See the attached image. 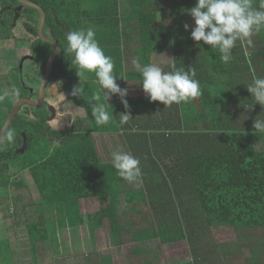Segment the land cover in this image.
I'll list each match as a JSON object with an SVG mask.
<instances>
[{
    "label": "trees",
    "instance_id": "trees-1",
    "mask_svg": "<svg viewBox=\"0 0 264 264\" xmlns=\"http://www.w3.org/2000/svg\"><path fill=\"white\" fill-rule=\"evenodd\" d=\"M28 1L45 11L44 33L61 46L48 85L62 81L59 95L84 109L86 116L73 119L67 114L55 126L57 117L48 109L53 104L21 106L9 128L17 134L15 143L5 139L0 147V262H21V256L30 254L22 261L52 264L67 253L83 254L96 248V232L108 224L114 246L125 245L128 233L137 248L153 240L158 250L186 242L190 258L180 264H264V246L243 250L237 243L215 240L223 227L264 231V150L256 142L264 132L253 127L256 118L264 119V106L255 104L246 87L254 76L264 78V29L253 35L252 46L237 42L224 63L203 41V46L193 47L191 28H184L188 20L195 27L188 9L197 0ZM259 2L253 0L254 6ZM39 22L38 11L16 0H0V42H14L18 56L13 68L0 73V91L15 85L21 91L18 100L38 98L55 50L40 39ZM20 23L29 33L26 39L15 36ZM88 27L112 58L117 84L127 89L129 107L118 94L111 95L107 106L113 115L102 126L95 124L89 102L99 93L100 102L107 104L95 74L85 72L82 96L71 95L81 82L70 62L73 55L67 53L66 35ZM168 50L172 62L163 69L159 55ZM26 56L35 62L26 61L20 70ZM134 61L164 71L194 67L202 94L168 107L151 102ZM16 102L0 103V132ZM122 113L131 116L123 126ZM105 135L118 136L121 151L139 158V185L121 179L112 156L103 157ZM121 198L132 220L128 227L119 213ZM84 203H96L97 209L85 213ZM32 207L43 211L35 215ZM20 235L28 245L24 252L15 241ZM151 254L140 264L161 263Z\"/></svg>",
    "mask_w": 264,
    "mask_h": 264
},
{
    "label": "clouds",
    "instance_id": "clouds-1",
    "mask_svg": "<svg viewBox=\"0 0 264 264\" xmlns=\"http://www.w3.org/2000/svg\"><path fill=\"white\" fill-rule=\"evenodd\" d=\"M188 12L194 19L195 27L185 23V30L191 28V38L195 42L203 41L205 45H210L215 53L218 51L219 59L224 63L232 58V51L237 46V42L241 46L245 43L252 46L253 35L264 29V0H260L258 7L254 6L253 0H197L196 5L188 9ZM66 41L67 53L73 55L71 65L76 66L81 82L73 87L71 95L82 96L81 78L85 72L94 73L101 90H104V100L107 104L100 102L99 93L92 96L89 100L91 115L97 126L106 125L113 115L107 106L110 105L108 103L110 96L118 94L127 109L129 107L125 99L127 89H121L117 84V77L113 74L114 62L100 47L93 28L70 31L66 35ZM134 66L140 72L143 90L151 102L159 101L168 107L173 103L188 102L202 94L200 82L195 78L194 67L187 71L182 69L164 71L155 64L141 65L139 61H134ZM172 67L175 69V64ZM61 85L62 81L50 84L52 94ZM246 87L255 104L264 106V78L254 76L252 83ZM20 95V89L13 85L9 89L0 91V103L6 100L16 102ZM130 118V114H120V125L127 124ZM253 127L258 132H264V119L256 118ZM16 136L15 131L8 129L0 133V143L6 139L9 144H14ZM140 163L139 158L130 152L117 150L112 153V166L118 176L129 183L139 185L141 182Z\"/></svg>",
    "mask_w": 264,
    "mask_h": 264
},
{
    "label": "rangeland",
    "instance_id": "rangeland-1",
    "mask_svg": "<svg viewBox=\"0 0 264 264\" xmlns=\"http://www.w3.org/2000/svg\"><path fill=\"white\" fill-rule=\"evenodd\" d=\"M189 23V20L187 21ZM169 28L168 24H165V31H167ZM15 36L18 39H26L29 37L28 31L25 29L23 24H19L18 27L15 30ZM170 53V52H169ZM161 62L160 66L165 69V66H168L171 64V55L170 54H163L161 55ZM16 58L17 60L13 59ZM18 61V56L16 52V47L14 45V42L12 41H1L0 42V73H6L8 70L13 68L17 64ZM21 62V60H20ZM27 66H31L30 63L26 64ZM59 92V91H58ZM48 103L53 104L54 108L57 107V118L54 119L53 124L56 126L58 122V117L59 116H66L67 114H71L74 117H78L79 115L84 117L85 113L81 111L79 108H77L75 105L68 102L65 99V96L63 94L57 95L55 98H50ZM61 103V105H60ZM60 105V106H59ZM86 115V113H85ZM56 117V116H55ZM257 142V147L259 150H264V138L256 139ZM123 149V144L122 141L118 136H103L101 139V144H100V150L102 152V155L104 158L105 156H112V153L117 150H122ZM97 209V204L96 203H84V212L85 213H91L92 211ZM32 210L35 215L37 213L39 214L41 211H43V208H38V207H32ZM47 210V209H46ZM119 213L122 218V222L125 225V227L131 226L132 225V220L130 216V212H128L127 208L124 206V203L121 202V206L119 207ZM47 218H49L50 222H53L55 219L52 212H49L47 210L46 214ZM105 230V231H104ZM104 230L100 231L99 233L107 235V238H110V227L107 224ZM127 235L128 239L125 238V248L130 247L131 244V233L125 234ZM112 239V237H111ZM215 240L217 242L221 243H237L243 248V250H247L249 248H257L264 246V231L258 230V229H239L235 227H223L222 229H219V231H216L215 233ZM176 252L171 251L170 252V257L176 255V260L179 261V263H184L185 261L189 260V249L186 244V242H182L181 244L176 245ZM52 259V258H51ZM52 264H60L59 261L61 259H52ZM7 261V260H6ZM174 261V262H175ZM4 263V259L0 264ZM129 263V262H128ZM8 264H11L10 261Z\"/></svg>",
    "mask_w": 264,
    "mask_h": 264
},
{
    "label": "crops",
    "instance_id": "crops-1",
    "mask_svg": "<svg viewBox=\"0 0 264 264\" xmlns=\"http://www.w3.org/2000/svg\"><path fill=\"white\" fill-rule=\"evenodd\" d=\"M193 44H194L193 47L203 46V43L195 42ZM183 45L187 46L188 48L192 46V44H190L189 42H185L183 43ZM163 54H170L172 59L171 51L169 50L161 51V54L159 55V63L161 62V57H162L161 55ZM79 109L81 111L84 110L82 108ZM85 113H83L84 117L86 116ZM79 116L83 117L81 115ZM122 201L124 202V199L121 198L119 207L121 206ZM124 206L126 207L125 203ZM99 232L98 233L96 232L95 235L96 248L94 246L88 251L85 250L83 254H78V255L76 253L64 254L61 258V261H59L60 264H140L144 262V256L149 253H152L151 255L158 256L157 257L159 259L158 261H161V263L159 264H180L178 260L175 261L176 255L170 257V252L172 250L176 252L175 250L177 248L176 245L181 244L182 242L173 245H165L164 247L161 248V250H158L156 249V247H158L157 244L158 242L156 240H153L149 242H143L139 244V247L142 248H137L138 245H136V243L132 241V235H131L132 242L130 244V247L128 245V247L125 248V245L114 246L112 234H110V236L112 237L111 239V237L107 238V235L101 234ZM127 237L128 236L126 235V238ZM15 241H16V245H19L20 248L18 249H20L21 252H24V250L27 249L28 245L26 243V238H23L22 235H20V237L15 236ZM150 248L153 249L150 250ZM30 256H31L30 254H27L26 256L23 257L21 256V262L16 261L15 259L13 264H31V262L22 261V258L30 257Z\"/></svg>",
    "mask_w": 264,
    "mask_h": 264
},
{
    "label": "water",
    "instance_id": "water-1",
    "mask_svg": "<svg viewBox=\"0 0 264 264\" xmlns=\"http://www.w3.org/2000/svg\"><path fill=\"white\" fill-rule=\"evenodd\" d=\"M16 1H18L22 6H25V7H28V8H31V9L38 11V13L40 15V22H39V26H38V35L44 43L54 47L55 50L53 51V53L48 58V61L46 64V69H45V74H44V77H43L41 84H40V87H39L38 98L32 99L29 97H25V98H21L20 100H18L16 102V104L14 105L13 109L11 110L9 117H8L6 123L4 124L0 133L4 132L10 128L12 122L14 121L15 117L17 116L22 105L29 104V105H32L35 107H39V106L44 104L47 94L51 93L50 90H47V85H48V82H49V79H50V76H51V73L53 70L54 61H55V58L57 57V55L61 52L60 44L58 42H56L55 40H53L52 38H49L48 36H46L44 33V28H45L46 21H47V16H46L45 11L36 3L30 2L28 0H16ZM26 61H34V58H32L30 56H26V57L22 58L21 66ZM58 91H59V88L53 94L57 95ZM49 111L54 113L55 112L54 107H52V106L49 107ZM27 144H28L27 140H25L24 145H23V150H25L27 148ZM1 145H2V143H0V147H1Z\"/></svg>",
    "mask_w": 264,
    "mask_h": 264
},
{
    "label": "flooded vegetation",
    "instance_id": "flooded-vegetation-1",
    "mask_svg": "<svg viewBox=\"0 0 264 264\" xmlns=\"http://www.w3.org/2000/svg\"><path fill=\"white\" fill-rule=\"evenodd\" d=\"M30 57H31V56H30ZM32 58H33V57H32ZM32 62H35V61H32ZM19 65L21 66V62L19 63ZM23 65H24V63H23L22 66L20 67V70L23 69ZM48 84H49V82H48ZM47 90H50V85H47ZM57 95H59V92H58ZM57 95L52 94V92H51L50 94H47L44 103H48V101H49L50 98H55ZM46 100H47V102H46ZM43 105H44V104H43ZM43 105H42V106H43ZM60 105H61V103H60ZM60 105H59V106H60ZM51 106L54 107L53 105H49V106H48V109H49V107H51ZM54 109H55V112H54V113L51 112V113H52L53 116H56V117H57V107H55ZM70 115H71V114H70ZM63 117H64V116H59L58 118L61 119V118H63ZM72 118L75 119L76 117L73 116Z\"/></svg>",
    "mask_w": 264,
    "mask_h": 264
}]
</instances>
